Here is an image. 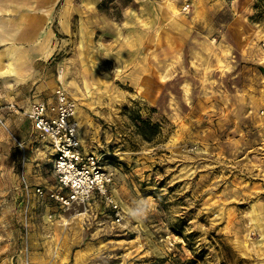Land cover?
Returning a JSON list of instances; mask_svg holds the SVG:
<instances>
[{"label": "rangeland", "instance_id": "rangeland-1", "mask_svg": "<svg viewBox=\"0 0 264 264\" xmlns=\"http://www.w3.org/2000/svg\"><path fill=\"white\" fill-rule=\"evenodd\" d=\"M260 4L98 0L50 58L0 54V264H264ZM57 85L113 173L119 221L103 199L52 195L25 111Z\"/></svg>", "mask_w": 264, "mask_h": 264}, {"label": "built area", "instance_id": "built-area-1", "mask_svg": "<svg viewBox=\"0 0 264 264\" xmlns=\"http://www.w3.org/2000/svg\"><path fill=\"white\" fill-rule=\"evenodd\" d=\"M25 115L37 135L49 143L53 157L51 171L57 187L52 195L60 206L85 205L100 198L119 221V207L110 192L113 173L100 155L84 148L75 102L65 88L57 85L51 96L31 101ZM35 191L42 192L40 187Z\"/></svg>", "mask_w": 264, "mask_h": 264}, {"label": "crops", "instance_id": "crops-1", "mask_svg": "<svg viewBox=\"0 0 264 264\" xmlns=\"http://www.w3.org/2000/svg\"><path fill=\"white\" fill-rule=\"evenodd\" d=\"M97 2L0 0V54L11 61L20 53L21 65L50 58L61 47L62 38L73 31L78 36L85 13L93 14Z\"/></svg>", "mask_w": 264, "mask_h": 264}, {"label": "clouds", "instance_id": "clouds-1", "mask_svg": "<svg viewBox=\"0 0 264 264\" xmlns=\"http://www.w3.org/2000/svg\"><path fill=\"white\" fill-rule=\"evenodd\" d=\"M146 208L143 209V210H136L134 213H133V216H139V215H143L145 212H146Z\"/></svg>", "mask_w": 264, "mask_h": 264}, {"label": "trees", "instance_id": "trees-1", "mask_svg": "<svg viewBox=\"0 0 264 264\" xmlns=\"http://www.w3.org/2000/svg\"><path fill=\"white\" fill-rule=\"evenodd\" d=\"M257 6H258V5H257ZM260 6L264 8V4H260ZM263 8H262V9H263ZM260 11H262V10H260ZM260 14H261V12H260Z\"/></svg>", "mask_w": 264, "mask_h": 264}, {"label": "bare ground", "instance_id": "bare-ground-1", "mask_svg": "<svg viewBox=\"0 0 264 264\" xmlns=\"http://www.w3.org/2000/svg\"><path fill=\"white\" fill-rule=\"evenodd\" d=\"M77 117H78V114H77ZM79 118V117H78Z\"/></svg>", "mask_w": 264, "mask_h": 264}]
</instances>
